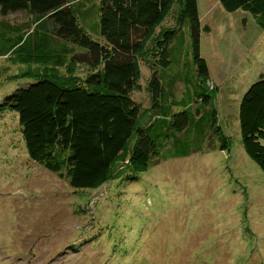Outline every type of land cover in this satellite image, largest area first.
Here are the masks:
<instances>
[{
	"label": "rangeland",
	"instance_id": "rangeland-1",
	"mask_svg": "<svg viewBox=\"0 0 264 264\" xmlns=\"http://www.w3.org/2000/svg\"><path fill=\"white\" fill-rule=\"evenodd\" d=\"M197 3L201 26H209L200 29V53L217 85L212 102L226 144L211 128L202 150L155 158L137 178H126L130 166L121 165L97 188L73 187L29 157L17 114L4 111L0 264H264V171L245 152L238 120L243 92L264 75V28L251 13L229 11L219 0ZM171 13L153 36L174 24ZM2 17L28 25L23 11ZM149 58L139 56V88L131 92L141 107L139 122L151 105ZM186 60L180 57L177 68ZM28 66L43 70L0 56L1 98L34 80L15 76ZM76 66L83 75L85 65ZM182 87L176 83V96Z\"/></svg>",
	"mask_w": 264,
	"mask_h": 264
},
{
	"label": "trees",
	"instance_id": "trees-1",
	"mask_svg": "<svg viewBox=\"0 0 264 264\" xmlns=\"http://www.w3.org/2000/svg\"><path fill=\"white\" fill-rule=\"evenodd\" d=\"M219 2L251 13L264 28V0ZM20 11L27 26L2 17ZM169 13L174 24L153 36ZM201 27L209 29L197 0H0V56L43 69L15 74L34 80L0 97V115L14 111L29 157L80 188L101 186L121 165L130 166L125 176L132 179L155 158L202 150L211 128L223 146ZM148 54L151 105L139 122L131 92L139 88L138 58ZM257 77L240 98L238 120L245 152L264 171V75Z\"/></svg>",
	"mask_w": 264,
	"mask_h": 264
},
{
	"label": "crops",
	"instance_id": "crops-1",
	"mask_svg": "<svg viewBox=\"0 0 264 264\" xmlns=\"http://www.w3.org/2000/svg\"><path fill=\"white\" fill-rule=\"evenodd\" d=\"M262 32H264V29H262Z\"/></svg>",
	"mask_w": 264,
	"mask_h": 264
}]
</instances>
